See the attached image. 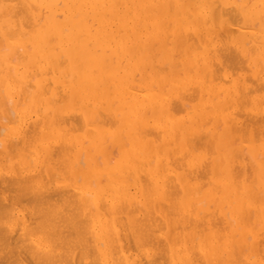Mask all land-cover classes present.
I'll return each mask as SVG.
<instances>
[{
    "label": "bare ground",
    "instance_id": "1",
    "mask_svg": "<svg viewBox=\"0 0 264 264\" xmlns=\"http://www.w3.org/2000/svg\"><path fill=\"white\" fill-rule=\"evenodd\" d=\"M264 0H0V264H264Z\"/></svg>",
    "mask_w": 264,
    "mask_h": 264
},
{
    "label": "rangeland",
    "instance_id": "2",
    "mask_svg": "<svg viewBox=\"0 0 264 264\" xmlns=\"http://www.w3.org/2000/svg\"><path fill=\"white\" fill-rule=\"evenodd\" d=\"M262 116H264V115H262Z\"/></svg>",
    "mask_w": 264,
    "mask_h": 264
}]
</instances>
